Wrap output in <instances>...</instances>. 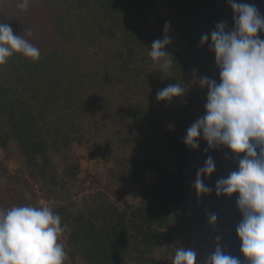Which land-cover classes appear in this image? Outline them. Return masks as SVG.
<instances>
[{
	"label": "trees",
	"instance_id": "16d2710c",
	"mask_svg": "<svg viewBox=\"0 0 264 264\" xmlns=\"http://www.w3.org/2000/svg\"><path fill=\"white\" fill-rule=\"evenodd\" d=\"M58 2L61 12L56 24L62 41L86 51L106 33L110 39L119 37L120 44L96 62L78 51H57L35 43L31 44L41 53L38 61L20 53L8 58L0 66V148L15 144L30 165L31 176L46 183L49 151H60L73 142L85 144L87 113H95V108L105 111V119L117 120L118 145L126 155L119 163V182L122 187L138 185L140 201L120 207L103 199L86 212L51 206L61 216L62 225L71 226L70 231L66 228L64 264L76 257L88 264H125L129 259L137 264H165L153 251L162 239L160 230H177L189 215L184 168L196 151L184 143L187 116L179 113L180 97L161 101L157 93L170 84L182 85L189 72L203 71V77L219 83L210 39L203 45L200 41L219 22L231 29L233 10L228 0H166L170 15L156 0ZM72 7L87 10L70 16ZM166 23L180 31L186 44L178 50L177 39H172L166 48L175 65L162 72L149 51L153 41L165 35L155 28ZM10 26L20 35L19 24ZM169 76L171 81L166 79ZM229 154L231 163L240 157ZM163 156H170L173 168ZM148 173L153 175L150 181L146 180ZM22 194L12 206L39 205L29 193ZM241 218L239 211L238 223ZM238 223L231 248L241 264H248L240 252Z\"/></svg>",
	"mask_w": 264,
	"mask_h": 264
},
{
	"label": "clouds",
	"instance_id": "9594fccd",
	"mask_svg": "<svg viewBox=\"0 0 264 264\" xmlns=\"http://www.w3.org/2000/svg\"><path fill=\"white\" fill-rule=\"evenodd\" d=\"M32 0H18L17 8L27 11ZM233 10L234 25L228 29L219 22L210 34L201 36L215 55L219 83L208 77L200 79L207 87L205 115L197 119L186 132L184 143L195 150L199 139L208 148L227 147L238 159V169L216 182V195L236 200L241 220L236 233L241 241L240 252L248 264H264V16L251 4L228 0ZM164 26V37L153 41L149 56L169 71L175 62L166 46L172 40ZM30 34V33H29ZM14 53L38 61L40 50L21 35L14 34L7 23H0V66ZM185 89L180 83L170 84L157 93V99L172 101L182 97ZM215 172V162L208 156L197 170L194 188L198 194L210 193L202 177ZM216 215L209 222L215 224ZM67 226L52 207L41 202L38 206L25 204L0 209V264H64L68 253L61 239ZM172 264H197L194 249L176 248ZM204 264H241L239 257L225 252L219 244L207 256Z\"/></svg>",
	"mask_w": 264,
	"mask_h": 264
},
{
	"label": "rangeland",
	"instance_id": "374dc122",
	"mask_svg": "<svg viewBox=\"0 0 264 264\" xmlns=\"http://www.w3.org/2000/svg\"><path fill=\"white\" fill-rule=\"evenodd\" d=\"M54 1L55 3H52V0H32L27 11H21L17 8L18 0H0V20L9 25L19 24L20 29L22 28L20 35L30 43L57 51L62 49L66 52L78 51L94 62L98 58H103L104 53L110 54L120 44L119 37L110 39L106 33L95 46L86 51L65 43L59 38L56 24V18L60 16L61 12V7L58 8L60 2H58L59 0ZM165 1L156 0L164 13L170 15L171 11L166 7ZM238 3L254 5L264 16V0H238ZM86 10L72 7L69 10L70 16L71 14L85 13ZM90 16L87 15L88 19L93 17ZM174 27L173 24L170 25L167 35L171 37V40L177 39L178 50H182L186 42L183 41L180 31ZM150 28L153 31L154 26L150 25ZM155 29L164 34V26H157ZM258 35L264 39V32L258 33ZM202 72H189L188 77H185L182 82L185 94L180 97L177 107H180V115L187 116V125L183 126L186 131L197 119L205 115L204 106L208 89L206 86L201 87L200 85V79L204 76ZM102 77L106 78L103 74ZM166 79L171 81L173 78L169 76ZM175 108L176 106L173 107V109ZM94 110L95 113H87V128H85L87 141L85 144L73 142L68 147H62L60 151L54 149L49 151L51 158L46 183L31 176L32 169L29 164H26L15 144H11L7 149L0 148V209L12 207L14 200L23 195V192L29 193L35 199V203L43 202L50 206L63 205L73 212L78 209L86 212L87 209L94 207L103 199L120 207L140 201L138 185L122 187L118 179L122 172L119 163L121 157L126 155L118 145L117 120L109 121L105 119V111L103 112L99 108ZM195 151L196 154L191 156L189 163L184 168L187 173L185 189L189 197V215L182 220L177 230L167 227L161 229L159 235L162 239L153 251V256L165 264H172L178 247L196 250L197 264H204L207 256L217 244L228 254H234L231 245L233 229L238 223L239 209L236 200L239 194L217 196L216 182L237 170L238 160L235 163L229 162L231 156L227 147L208 148L207 142L202 138L199 139V148ZM243 155L241 153L239 158H242ZM208 156H212L214 159L215 172L210 177H202V180L211 189V192L198 194L194 188L196 173L204 165ZM162 158L170 165V168H173L174 162L171 161L170 156ZM146 178L147 181H150L153 175L148 173ZM211 214H215L217 217L215 224L209 222ZM67 228L70 231L71 226ZM67 236L68 232L65 231L61 239L65 245ZM68 264L88 263L82 258L76 257L73 260H68ZM125 264H137V262L129 259Z\"/></svg>",
	"mask_w": 264,
	"mask_h": 264
}]
</instances>
